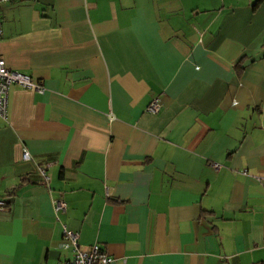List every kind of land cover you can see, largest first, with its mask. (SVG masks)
I'll return each instance as SVG.
<instances>
[{
    "label": "crops",
    "instance_id": "crops-1",
    "mask_svg": "<svg viewBox=\"0 0 264 264\" xmlns=\"http://www.w3.org/2000/svg\"><path fill=\"white\" fill-rule=\"evenodd\" d=\"M255 1L1 6L0 58L44 91L9 86L0 118V264H63L62 226L107 264L264 262ZM153 98L156 113L145 110Z\"/></svg>",
    "mask_w": 264,
    "mask_h": 264
},
{
    "label": "built area",
    "instance_id": "built-area-1",
    "mask_svg": "<svg viewBox=\"0 0 264 264\" xmlns=\"http://www.w3.org/2000/svg\"><path fill=\"white\" fill-rule=\"evenodd\" d=\"M20 0H0V8L4 4L15 3ZM0 32H1V15H0ZM18 86L20 88L34 90L36 92H43L44 86L42 83L33 80L30 76L20 73L18 71L10 70L6 67L3 59L0 58V118L4 119L6 115L7 106V91L9 86ZM159 102L156 98H153L145 110L150 113H156L159 110ZM22 160L30 159L28 152L25 149L21 150ZM211 167L214 170L219 168V164L212 162ZM38 173L41 178L46 181L47 175L44 167L38 168ZM241 174L247 175L246 170H241ZM255 179H259L258 176H253ZM52 210L54 218L57 219V213L65 210V203L59 197L51 199ZM6 209V204L3 200H0V211ZM78 234L75 231L68 230L65 226H62V240L59 244V248L68 249L70 251V257L63 262V264H107L111 261V257L105 252L101 251L96 242H93L87 250H80L77 244Z\"/></svg>",
    "mask_w": 264,
    "mask_h": 264
},
{
    "label": "trees",
    "instance_id": "trees-1",
    "mask_svg": "<svg viewBox=\"0 0 264 264\" xmlns=\"http://www.w3.org/2000/svg\"><path fill=\"white\" fill-rule=\"evenodd\" d=\"M263 1H264V0H256V1L254 2V6H257L259 3L263 2ZM263 56H264V51H263ZM240 62H241V59L238 60V62H236V64L234 65L235 68H239V67H240V66H239ZM240 68H241V67H240ZM261 264H264V262L261 263Z\"/></svg>",
    "mask_w": 264,
    "mask_h": 264
}]
</instances>
